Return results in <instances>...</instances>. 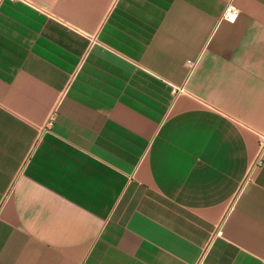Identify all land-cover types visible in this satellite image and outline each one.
<instances>
[{"label":"crops","instance_id":"crops-1","mask_svg":"<svg viewBox=\"0 0 264 264\" xmlns=\"http://www.w3.org/2000/svg\"><path fill=\"white\" fill-rule=\"evenodd\" d=\"M262 138L264 0H0V264H264Z\"/></svg>","mask_w":264,"mask_h":264},{"label":"built area","instance_id":"built-area-1","mask_svg":"<svg viewBox=\"0 0 264 264\" xmlns=\"http://www.w3.org/2000/svg\"><path fill=\"white\" fill-rule=\"evenodd\" d=\"M237 16L238 10L232 4H228L222 13V18L229 22H233L237 18ZM188 64H191V62L188 61ZM260 144L264 146V138H262Z\"/></svg>","mask_w":264,"mask_h":264}]
</instances>
